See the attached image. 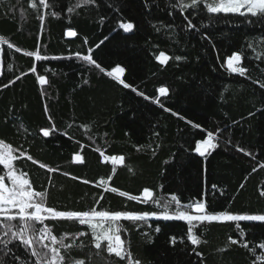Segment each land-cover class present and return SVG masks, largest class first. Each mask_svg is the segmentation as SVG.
<instances>
[{
  "label": "trees",
  "instance_id": "1",
  "mask_svg": "<svg viewBox=\"0 0 264 264\" xmlns=\"http://www.w3.org/2000/svg\"><path fill=\"white\" fill-rule=\"evenodd\" d=\"M49 3L51 7L37 12L30 0H0V36L21 49L17 52L1 42L0 139L56 169L49 172L31 161H17L36 190H47L48 206L58 211L96 208L159 214L162 209L157 204L119 195L125 191L141 196L149 188L154 198L170 200L169 194H176L182 205L205 200L215 212L264 214L260 195L264 190L260 166L264 164V61L257 58L264 54V21L210 14L203 6L181 12L177 0H95L73 12L68 8L78 0ZM185 16L196 28H187ZM121 21L132 22L134 29L125 33L118 27ZM70 29L77 33L75 37L67 36ZM101 40L104 43L96 48ZM90 48L106 71L122 66L121 78L144 96L77 58V53L87 55ZM36 51L48 59L37 61L24 54ZM160 52L172 57L166 65L156 59ZM234 52L242 55L241 66L249 69L243 77L226 68V58ZM33 67L36 73L30 71ZM38 75L48 82L41 85ZM161 86L169 89L160 101L171 112L153 102ZM187 121L216 133L219 146L205 157L195 153V142L206 138V132ZM53 124L56 131L44 137L40 129ZM97 149L105 155H123L125 161L104 163ZM76 154L83 157L82 163L75 161ZM113 187L118 191L112 192ZM175 210L174 205L169 208L170 213ZM45 223L58 238L65 232L88 233L76 240L83 246L72 249V258L90 257V264H125L109 256L106 248H94L87 225ZM120 223L127 229L122 239L141 264H252L255 259L247 249L229 244L230 236L240 239L236 222L198 226L197 235L207 241L199 246L187 240L186 221L150 216L147 222ZM240 224L250 247L264 241V223ZM173 236L175 245L170 242ZM226 246V251H220ZM9 247L12 252L5 261L20 264L12 256L18 253L23 260L27 255L23 246ZM261 251L257 248L256 254Z\"/></svg>",
  "mask_w": 264,
  "mask_h": 264
},
{
  "label": "snow or ice",
  "instance_id": "2",
  "mask_svg": "<svg viewBox=\"0 0 264 264\" xmlns=\"http://www.w3.org/2000/svg\"><path fill=\"white\" fill-rule=\"evenodd\" d=\"M95 3V0H78L77 5L69 7L68 11L73 12L75 7ZM181 12L189 8L196 9L201 6L206 9L210 14H234L245 19L257 18L264 21V0H190V3H185L184 0H177ZM174 8L177 4L172 5ZM30 7L39 12L40 8L48 9L51 7L49 0H30ZM53 16L59 15L57 12L50 13ZM38 18L43 19V16ZM187 21V28L189 30L196 28V25L192 23V20L187 16L184 17ZM118 27L125 33L131 32L134 29L132 22H119ZM77 33L74 30H68L67 36L75 37ZM105 37L104 40H107ZM101 40L95 47L99 48L104 43ZM0 42L8 44L9 48L15 47L17 52L21 51L19 47L9 43L0 36ZM87 43V39H85ZM249 47H252L249 44ZM93 49H89L87 55L80 56L77 53V58L84 60L85 62L93 65L101 73H106L107 76L118 81L124 88L131 89L133 92H137V89L129 83H126L123 76L125 69L122 66H116L110 71H106L104 67L98 63L92 55ZM26 56H34L37 61L47 60V56H42L38 51L25 52ZM55 58V57H54ZM258 59L264 61V54H258ZM157 61L166 65L172 57H169L164 52H160L156 57ZM176 60L182 59L181 57H175ZM243 57L239 52H234L231 56L226 58V68L231 73L245 76L249 69L241 66ZM31 72L36 73V68L30 69ZM21 77L17 76L16 79ZM38 80L41 85L46 84L48 81L45 76L38 75ZM15 81H10L9 84H4L3 87H9L10 84ZM264 88V84L261 85ZM159 96H157L153 102L164 108V105L160 101L161 96H166L169 89L166 86L158 88ZM138 95L144 96L143 92H137ZM145 99H152L151 97H144ZM165 111L171 112V109L164 108ZM47 111V108H45ZM179 116V113H172ZM250 115H252L250 113ZM51 120V116H49ZM192 127L200 129L202 132H206V138H202L195 142L193 151L201 157H205L210 153V150H215L219 145L217 142V135L213 131L203 129L201 125L194 124L192 121H187ZM44 137H49L56 131L53 124L50 128H41ZM219 131V129L217 130ZM107 135V134H105ZM241 152H245L243 148L238 149ZM103 162H111L113 165L123 164L125 157L123 155H105L103 151H100ZM246 155H252L245 152ZM75 161L83 162V157L79 154L74 156ZM27 160L33 164H39L40 168H47L49 172H55L56 169L49 168L46 164L40 163L35 160L27 150H22L14 147L11 143L5 142L0 139V252L3 253L0 256V264H7L4 257L8 256L12 252L10 245L19 247L23 246L26 257L22 260L21 256L13 254L12 260L20 262V264H90V257L87 259H74L71 257V251L74 247H82L83 241L79 245L76 244V240L80 237H86L87 232L80 231L77 233L65 232L59 238L53 234L52 228L49 227L45 221H70L78 222L79 225H87L91 230L92 244L95 249L101 250L106 248L109 256L114 255L121 261H125V264H141L139 259H135L130 247L126 245V241L122 239L121 233L126 232L127 229L120 223V221H129L133 224L138 222H147L148 218L155 217L163 220H180L186 221L187 228V240L193 246H199L201 243H207L202 241L200 236L197 235L195 229L198 226L203 225L205 222H236L235 227L239 231L240 239H234L231 236L229 239L230 245H239L247 249L254 257L252 264H264V241H261L257 245L250 247L249 242L244 240L245 231L241 227L240 222L253 221L264 223V214H233L228 211H211V205L205 200H195L189 204L182 205L179 197L176 194H169L170 200L166 198H154V193L149 188H144L141 196L129 195L125 191H120L121 197L127 196L131 201H137L139 203L147 204L149 202L157 204L161 207L162 211L157 212H137L129 210H96L91 208L89 210H66L58 211L56 208L47 205V190H36L33 186V182L30 180L28 173L17 167V161ZM264 167V164L260 165ZM131 170V169H130ZM257 169H253L256 171ZM65 175H68L65 173ZM73 179H76L73 177ZM88 183V181H84ZM103 186V182L101 184ZM216 186L213 185V188ZM243 187V185H241ZM112 192H117L118 189L111 188ZM261 196H264V190L260 192ZM103 199V195L100 196ZM99 204V200L97 201ZM175 206V211L170 213L169 208ZM16 222V223H13ZM149 227H151L149 225ZM160 227H156L155 231L160 232ZM145 235H147L145 233ZM73 237L72 243H65L67 239ZM18 241L19 244H15ZM47 241V242H46ZM177 241L176 237H171L170 242L175 245ZM106 242V243H105ZM184 241L181 240V243ZM260 249L261 254L257 255L256 250ZM63 250V252H62ZM227 246L220 251H226ZM193 252L203 259V254L196 251L193 248ZM67 254V255H66ZM99 254V251L97 252ZM34 258V259H33Z\"/></svg>",
  "mask_w": 264,
  "mask_h": 264
},
{
  "label": "rangeland",
  "instance_id": "3",
  "mask_svg": "<svg viewBox=\"0 0 264 264\" xmlns=\"http://www.w3.org/2000/svg\"><path fill=\"white\" fill-rule=\"evenodd\" d=\"M69 37V36H68ZM0 74H1V42H0ZM152 219L154 220H161V221H166V220H163V219H157L155 217H151ZM168 221V220H167ZM215 222H219V221H215Z\"/></svg>",
  "mask_w": 264,
  "mask_h": 264
}]
</instances>
